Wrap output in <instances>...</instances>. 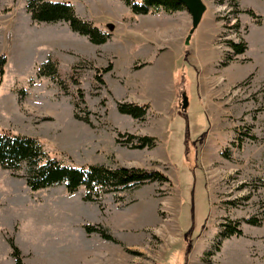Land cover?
<instances>
[{
	"label": "rangeland",
	"instance_id": "obj_1",
	"mask_svg": "<svg viewBox=\"0 0 264 264\" xmlns=\"http://www.w3.org/2000/svg\"><path fill=\"white\" fill-rule=\"evenodd\" d=\"M203 1L207 10L188 44L187 11L139 15L123 0L60 1L112 33L97 45L67 22L34 21L28 0H0V56L7 57L0 130L37 137L65 164L161 170L171 179L102 194L94 202L100 213L84 208L68 217L73 233L81 220L103 225L118 210L132 225L106 228L124 235L117 242L99 233L83 245L74 239V251L85 256H67V208L55 192L65 186L32 191L26 164L14 173L0 167V264H16L9 237L24 264H264V0ZM229 40L247 43L230 62ZM48 58L58 63V79L38 75ZM109 63L113 69L102 72ZM122 101L150 109L136 120L119 112ZM119 132L123 140L128 133L154 136L157 146L119 143Z\"/></svg>",
	"mask_w": 264,
	"mask_h": 264
},
{
	"label": "trees",
	"instance_id": "obj_2",
	"mask_svg": "<svg viewBox=\"0 0 264 264\" xmlns=\"http://www.w3.org/2000/svg\"><path fill=\"white\" fill-rule=\"evenodd\" d=\"M130 8L132 13L147 15L153 10L162 9L166 13L172 14L186 10L183 3L179 0H123ZM221 3L224 0H220ZM27 10L34 21L45 23L67 22L72 31L86 36L92 43L101 45L106 43L112 36L110 32H104L94 23L81 18L75 6L71 2H60L50 0H28ZM252 17L258 18L253 10H247ZM237 27L239 25L236 24ZM231 52L227 55V61L230 62L245 54L247 43L245 41H228ZM7 57L5 54L0 56V78L5 74ZM146 64V63H145ZM227 64V63H226ZM144 65V64H143ZM141 66H137L140 68ZM113 69V64L109 63L102 72H109ZM39 76H47L52 79H58V63L52 58H48L39 68ZM96 79L100 84H105L102 74H97ZM185 75L181 85L185 83ZM62 85V82H59ZM81 102H85L84 94L80 92ZM75 107L79 103L75 102ZM150 105L147 103L139 104L137 102L122 101L118 103L120 113L129 115L136 120H143ZM75 117L90 122L88 117ZM125 134L118 133L117 141L132 145L139 149H152L157 146V138L154 136L127 134V139L123 140ZM27 165L25 175L26 183L32 191L64 185L70 194L77 192L81 187L86 190L84 199L86 201L100 202V196L109 192L129 190L139 187L146 183L158 182L171 183V179L161 170L148 171L146 169L126 167L119 165L109 167L106 165L88 164L83 166L65 164L55 157H51L45 150L40 139L34 136L17 134L8 130H0V167L12 170L13 173L20 170L22 165ZM249 223L257 225L255 219L249 220ZM87 233H99L104 239L117 242L108 230L101 224H86ZM233 232L227 233L231 235ZM11 247V255L15 258L16 264H24L23 254L16 245L13 237L8 238Z\"/></svg>",
	"mask_w": 264,
	"mask_h": 264
},
{
	"label": "crops",
	"instance_id": "obj_3",
	"mask_svg": "<svg viewBox=\"0 0 264 264\" xmlns=\"http://www.w3.org/2000/svg\"><path fill=\"white\" fill-rule=\"evenodd\" d=\"M55 1H65V0H55ZM83 1H88V0H83ZM71 2L73 3V1H71ZM186 11L187 10L180 11L178 13L186 12ZM187 13H189V12L187 11ZM182 22H183L182 28L181 27L178 28L179 29V33L181 35H182V32L185 34L186 27L188 26V18H187L186 15L184 16ZM56 191L57 192H60L63 195V199L60 202V205L65 204V206L67 208V212L65 213L67 217L65 216V219L67 218V222L69 224V228L72 231V233H67L68 230H69V228H68L66 232L62 233V235L64 236V239H65V243L66 244H69L71 246L74 239L76 241H77V239L78 240L81 239L82 240V243L80 245H83L84 239L85 240H88L89 239V236L88 235H91V234L87 233V231L85 230L84 226L86 224H92V225H94L96 222L92 221L93 219H91L88 222H85V221H82L81 220L80 233L78 232V229H77V231H74V233H73L72 226L70 225L71 223H70L68 217H71V215H73V214L75 215V217L78 216L80 213H82L81 211L84 208H88V210H90V211H95L96 210V211H98L100 213V204H98V203L96 204V203H94L92 201H85L84 200V196H85L86 191L84 193L80 194V196L78 195V191L79 190L77 192L73 193V194H70L67 191L66 188L60 189V190H56L55 189V192ZM53 192H54V190L52 191V193ZM71 210H73V211H71ZM72 218H74V216ZM111 220H110V218L106 217L105 220H101L99 223H102L103 225H105V228H107V229H109V228H115V229L122 230L123 232H125L128 228H131V225H132V223H131V221H132L131 215L130 214H126L125 213V210H118L114 214V216L111 218ZM92 234H94V233H92ZM110 234L113 237H117L118 236L119 239H121V240L124 237V235L122 236V235H114L112 233H110ZM50 235H51V232H50ZM100 239H102L103 241H105L104 238H102V237ZM116 239H118V238H116ZM105 243H107V242H105ZM67 249H68V251H67L68 252V255L67 256H85L83 253L79 252L80 249L79 250L77 249L76 252L74 251L75 248L73 249L72 246L70 248H67Z\"/></svg>",
	"mask_w": 264,
	"mask_h": 264
},
{
	"label": "water",
	"instance_id": "obj_4",
	"mask_svg": "<svg viewBox=\"0 0 264 264\" xmlns=\"http://www.w3.org/2000/svg\"><path fill=\"white\" fill-rule=\"evenodd\" d=\"M184 4L186 10L191 14L192 17V28L186 38V44L190 42L192 34L197 29L202 21L204 13L207 10V5L203 0H179ZM189 106L188 97L186 94L183 95L182 101L180 103V109L186 111Z\"/></svg>",
	"mask_w": 264,
	"mask_h": 264
}]
</instances>
